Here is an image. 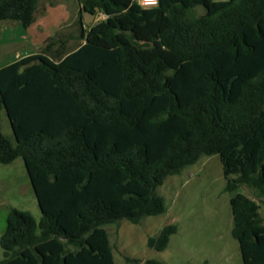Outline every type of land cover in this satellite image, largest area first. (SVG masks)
Masks as SVG:
<instances>
[{"label": "trees", "instance_id": "16d2710c", "mask_svg": "<svg viewBox=\"0 0 264 264\" xmlns=\"http://www.w3.org/2000/svg\"><path fill=\"white\" fill-rule=\"evenodd\" d=\"M76 2V35L0 69V164L22 160L41 213L7 210L0 264H113L100 229L164 214L156 189L214 155L242 264H264L260 207L236 192L264 199V0ZM38 3L0 0V21L27 27Z\"/></svg>", "mask_w": 264, "mask_h": 264}, {"label": "rangeland", "instance_id": "374dc122", "mask_svg": "<svg viewBox=\"0 0 264 264\" xmlns=\"http://www.w3.org/2000/svg\"><path fill=\"white\" fill-rule=\"evenodd\" d=\"M39 1L38 13L47 3L66 2L68 5L70 19L55 33L56 39L77 34L75 22L80 8L76 0ZM63 7V4H56L51 8L55 11L54 16L49 17L51 22H59L57 14H62ZM202 13V8L196 9L197 15ZM82 17L86 27L104 18L102 14H83ZM3 23L0 21V36L4 34ZM1 132L14 143L4 111L1 112ZM225 184L222 166L216 155L203 156L194 165L184 168L179 175L167 177L156 189V194L166 202L164 214L145 217L138 224L122 220L100 229L113 264H144L150 259L165 264H242L238 243L231 236L229 200L234 193L223 192ZM236 192L255 201L260 207V216L264 218V199L255 197L254 192L246 186H241ZM9 208L29 212L36 223L40 221L41 213L20 158L10 164H0V235L5 229ZM169 224L176 225L177 232L171 236L168 247L162 252L148 248L147 238L156 236Z\"/></svg>", "mask_w": 264, "mask_h": 264}, {"label": "crops", "instance_id": "0c3cea01", "mask_svg": "<svg viewBox=\"0 0 264 264\" xmlns=\"http://www.w3.org/2000/svg\"><path fill=\"white\" fill-rule=\"evenodd\" d=\"M56 4H63L66 7H63L65 13L62 10V14L58 12L57 18L60 20L57 23L49 20V17L54 16L55 14V11L53 10V12L51 8ZM56 4L47 3L44 5L39 13L38 11L35 13L34 20L27 27H22L21 25L10 21H2L5 22L2 24V32L8 34H1L0 36V69L22 58L40 52L46 41L53 38L61 25L70 19L71 13L66 2ZM9 28L11 30H9ZM65 39H67V37ZM68 41L71 42L69 39ZM9 51H12V53Z\"/></svg>", "mask_w": 264, "mask_h": 264}, {"label": "built area", "instance_id": "2783aa9c", "mask_svg": "<svg viewBox=\"0 0 264 264\" xmlns=\"http://www.w3.org/2000/svg\"><path fill=\"white\" fill-rule=\"evenodd\" d=\"M137 2L139 3V5H141L142 7H146V8L154 7L157 4V0L154 4L151 3L150 0H137Z\"/></svg>", "mask_w": 264, "mask_h": 264}, {"label": "clouds", "instance_id": "9594fccd", "mask_svg": "<svg viewBox=\"0 0 264 264\" xmlns=\"http://www.w3.org/2000/svg\"><path fill=\"white\" fill-rule=\"evenodd\" d=\"M150 2L154 4L156 2V0H150Z\"/></svg>", "mask_w": 264, "mask_h": 264}]
</instances>
